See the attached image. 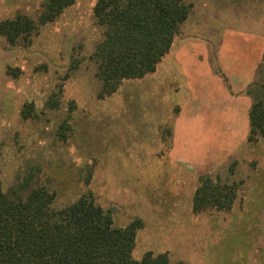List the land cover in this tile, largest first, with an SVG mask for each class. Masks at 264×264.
Segmentation results:
<instances>
[{
	"label": "rangeland",
	"instance_id": "obj_1",
	"mask_svg": "<svg viewBox=\"0 0 264 264\" xmlns=\"http://www.w3.org/2000/svg\"><path fill=\"white\" fill-rule=\"evenodd\" d=\"M95 1L75 0L28 43L12 45L0 34V188L7 191L32 171L31 185L53 192L54 207L91 192L115 226L142 221L134 259L152 251L167 252L173 264H264V184L255 176L261 148L197 171L214 183L235 185L237 198L228 210L194 212L198 174L155 164L167 152L152 150L158 139L159 148L168 147L169 126L158 124H169L180 96L167 93L172 83L166 72L157 77L162 88L156 94L147 75L101 95L91 56L103 31L93 18ZM213 1L203 2L208 15L197 9L190 15L192 33L197 22L212 27ZM41 3L0 0V21L18 13L34 17ZM240 3L254 10L264 0ZM231 5L235 15L242 8ZM155 95L162 97L159 104ZM26 105L29 117L21 115Z\"/></svg>",
	"mask_w": 264,
	"mask_h": 264
},
{
	"label": "trees",
	"instance_id": "obj_2",
	"mask_svg": "<svg viewBox=\"0 0 264 264\" xmlns=\"http://www.w3.org/2000/svg\"><path fill=\"white\" fill-rule=\"evenodd\" d=\"M74 1L42 0L34 17L18 13L0 21V34L12 45L28 43ZM189 9L185 0H96L92 14L103 31L91 56L101 95L114 92L123 80L155 70ZM247 93L252 97L247 140L256 141L264 136V75L249 84ZM21 115H33L31 105L23 107ZM31 172L7 191L0 188V264H173L167 252L132 257L136 232L143 224L139 219L115 226L111 213L91 192L54 207V193L32 186ZM235 196V185L201 175L192 209L228 210Z\"/></svg>",
	"mask_w": 264,
	"mask_h": 264
},
{
	"label": "crops",
	"instance_id": "obj_3",
	"mask_svg": "<svg viewBox=\"0 0 264 264\" xmlns=\"http://www.w3.org/2000/svg\"><path fill=\"white\" fill-rule=\"evenodd\" d=\"M240 1H213L212 27L197 22V32L192 33L189 19L192 12L197 9L202 15L209 14L204 0H192L168 52L155 70L144 75L151 77L156 94L162 88L157 77L166 72L168 84L172 83L171 89L167 86V93L180 96L169 124L163 125V119L158 124L169 126L168 147L159 148L158 139L159 145L152 150L167 152L165 158L154 159L155 164L165 161L198 174L197 171L204 172L210 167H222L231 155L241 159L237 154L260 147L262 154L255 157L259 160V172L255 176L264 184V136L256 141L247 140L252 104L247 88L264 75V4L247 10ZM229 4L231 8L239 4L242 8L235 15L228 11ZM153 97L159 104L162 97Z\"/></svg>",
	"mask_w": 264,
	"mask_h": 264
}]
</instances>
